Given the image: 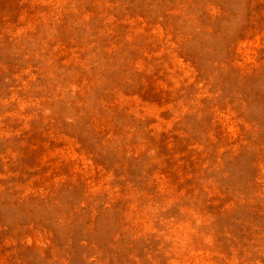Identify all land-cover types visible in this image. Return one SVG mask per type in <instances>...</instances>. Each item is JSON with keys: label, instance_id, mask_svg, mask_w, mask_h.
Wrapping results in <instances>:
<instances>
[{"label": "rangeland", "instance_id": "rangeland-1", "mask_svg": "<svg viewBox=\"0 0 264 264\" xmlns=\"http://www.w3.org/2000/svg\"><path fill=\"white\" fill-rule=\"evenodd\" d=\"M0 264H264V0H0Z\"/></svg>", "mask_w": 264, "mask_h": 264}]
</instances>
